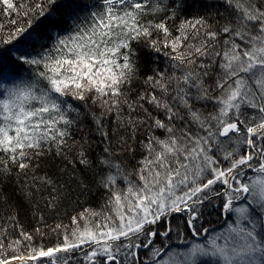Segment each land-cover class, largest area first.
<instances>
[{"label": "snow or ice", "instance_id": "obj_1", "mask_svg": "<svg viewBox=\"0 0 264 264\" xmlns=\"http://www.w3.org/2000/svg\"><path fill=\"white\" fill-rule=\"evenodd\" d=\"M224 2L232 11L222 26L214 27L206 16L197 15L181 20L178 34L173 35L167 21L179 18L187 6L185 0H171V15L166 12L159 22L155 14L163 6L152 0H101L87 26L77 24L74 33L58 36L53 45L57 55L49 49L39 59L20 57L29 65L43 64L45 71L39 76L46 86L35 82L26 88H10L6 98L0 99V152L7 157L0 161V175L10 173L11 166L21 172L30 168L33 157L42 156L45 146L63 154L80 115L78 108L63 99L68 96L85 105L89 100L98 104L102 111L99 116L92 114V122L105 139L106 114H115L117 126L130 129L133 140L140 128L147 127L149 134L139 140L143 156L132 171L114 161L109 148L104 149L109 154L100 161L109 169L100 181L109 193L105 212L85 209L72 218L77 227L66 231L62 242L46 249L33 248L27 255L0 258V264H28L41 258L49 264H68L71 256L60 254L75 253L83 245L90 246L84 254L87 264H129L130 258L138 259L137 249L154 244L149 237L169 236L170 227L158 230L151 226L164 224L172 213H185L192 235H199L197 206L209 193L224 197L222 215L235 214V226L229 223L225 234L216 238H223V244L216 240L208 247L194 244L186 258L190 255L193 264L197 256H211L217 264H264V0ZM45 4L47 8L38 5L44 29L65 31L73 5L57 0H45ZM22 8L14 0H0V15H20ZM149 15L153 19L145 22ZM36 30L31 23L27 29L17 27L3 42L9 44ZM160 33L162 39L154 38ZM132 41H144L156 53L163 52L169 67L147 76L145 83L152 91L129 103L120 98L138 71L132 60ZM200 101L211 102L213 111H201L196 107ZM122 105H127V119ZM157 129L163 136L155 134ZM79 163H89L83 143ZM246 170L257 176L241 179ZM38 179L51 187V207L59 197L58 188L47 176ZM121 180L124 187L119 186ZM243 200L252 209L237 205ZM255 208L261 218L251 214ZM89 216H102L103 222L93 223ZM79 219L85 220L82 228ZM20 236L22 240L15 239L8 247L16 250L23 241L33 239L24 231ZM166 247L153 248L145 264H169L157 260ZM168 256L171 264H182L171 252Z\"/></svg>", "mask_w": 264, "mask_h": 264}, {"label": "trees", "instance_id": "obj_2", "mask_svg": "<svg viewBox=\"0 0 264 264\" xmlns=\"http://www.w3.org/2000/svg\"><path fill=\"white\" fill-rule=\"evenodd\" d=\"M14 2L23 6L20 15L15 12L7 16L0 15V37L3 38L0 39V70L7 67L13 76L23 77L27 81L32 78L31 83L39 82L40 86H46V81H42L39 76L40 72L45 71L43 64L39 66L29 65L20 57L39 59L40 55L49 49L52 50L53 56L57 55L53 45L56 43L58 36L64 38L74 33L77 24L87 26L90 23V14L101 7V0H57L58 4L73 5L75 8L71 17H66L65 31L44 29L43 18L40 16L38 5H44L47 8L45 0H14ZM254 2L261 3L262 0H254ZM152 3H159L163 6L162 10L155 14V22L163 19L166 12L171 15L172 9L169 7L171 0H152ZM185 3L187 6L182 13H178L179 18L167 21L173 35L178 34L176 33V27L183 19H190L197 15L206 16L211 25L219 27L226 23L229 13L232 11L224 0H185ZM67 10L62 9V11ZM24 11L28 14L24 15ZM148 19H153V16H147L145 22ZM232 19H235V17H232ZM10 20H15L16 24L9 23ZM30 23L33 28L37 29L32 31L30 36L26 32L9 44L3 42L17 27L27 29ZM154 38L162 39L163 34H154ZM131 45L134 51L132 60L138 71L131 83L125 86V96L120 98L121 101L127 98L129 103L138 100L139 95L152 91L150 86L145 83L147 76L154 75L155 70L165 71L169 67V61L163 55V52L156 53L150 47H147L144 41H132ZM120 62L122 63V60ZM28 66L31 67L29 72L27 71ZM65 100L74 108H78L80 115L77 123L70 130L71 135L67 138V147L64 149L63 154L57 155L55 148L49 151L45 146L42 156L33 157L30 168L21 172L16 166H11L10 173L0 175V242L4 245L0 249V256L5 254L6 257L13 256L10 254L15 250L9 248L8 244L15 239L22 240L21 231L29 233L33 239L23 241L16 251L30 246H32V249H46L62 242L60 240L62 234L73 225L72 218L79 217L85 209L96 213L106 211L105 206L109 193L100 182L101 178L109 173V169L100 163L102 158H109V154L104 152L105 148H109L111 158L120 162L122 167L128 171H132L143 156L139 140L145 139L149 134L147 127L140 128L136 133V140H133L131 139L130 129L125 131L123 127L117 126L115 114H106L105 130L108 132V138L105 139L96 131L92 122V114L95 113L99 116L102 111L98 104L93 105L89 100L85 105L84 102L73 100L70 96L65 97ZM144 106L152 110L151 105L145 103ZM196 107L200 108L205 114L213 111L211 102L200 101L196 103ZM122 110L125 113V119H127V105H122ZM72 115L75 117L76 113ZM177 123L180 122L177 121ZM155 134L163 136L162 130H155ZM85 138L87 139L86 143H84ZM81 143L84 144L88 165L79 163ZM3 160H7V157L3 152H0V161ZM9 164H11L10 161ZM44 176L53 180L59 191V197L51 207H49L51 187L43 185L38 179ZM122 183V180L119 181V186ZM216 187L217 191L221 190V186ZM29 191L31 192L30 196L27 195ZM221 197L217 196L215 199L219 201ZM215 199H209L201 204L202 214L200 220L198 219L200 222L196 223V225H199L198 230L218 223L220 214L217 213L216 215V213L209 212H212L210 207ZM219 203L221 202L219 201ZM170 216L172 224L170 232L174 231V235L180 234L181 236L176 238L181 237L182 240L191 238V231H189L190 234L187 237L183 236L184 233L188 234L189 230L185 217L180 213L171 214ZM101 217L89 216L88 220L90 218L98 220ZM78 221L80 222L81 219ZM57 225L65 227L57 229ZM163 228H165V223L159 227V229ZM172 240L167 237L159 239V236H157L154 244L161 247L165 242L169 243ZM23 255H27V253ZM100 260H103V257ZM130 260V262H133L132 259ZM73 263L83 264L84 262L71 257L68 264Z\"/></svg>", "mask_w": 264, "mask_h": 264}, {"label": "rangeland", "instance_id": "obj_3", "mask_svg": "<svg viewBox=\"0 0 264 264\" xmlns=\"http://www.w3.org/2000/svg\"><path fill=\"white\" fill-rule=\"evenodd\" d=\"M22 78L23 77L11 75L9 70L7 69V67L2 68L0 70V99L6 98L5 97V93L10 88H26L29 85L34 83V82L31 83L32 78H29L28 81L25 78H23V79ZM63 99H65V98H63ZM255 176H257V173H255V172H253L251 170H246V176L245 177H241V179H244V180L247 181L248 177H255ZM120 187H124V184L122 183V185H120ZM216 197L217 196L209 194V198L207 200H204L203 203L207 202L209 199H215ZM223 199H224L223 196L221 198H219V201L221 203H219V201H217V199H215L211 203L212 206L210 207L212 209V212L209 211L212 214H215V213H216V215H217V213L220 214L218 223H215L214 225H210V226H207L206 228H204V229L208 230L207 232H204V229H201V230H199V232H200L199 235H195V236L192 235L193 237H191V238L189 237L188 239H184V240H182V239L177 240V239L174 238L171 241V244H169V243L163 244L162 245L163 247L165 245L167 247L165 248L164 252L161 253V255L159 257H157V260L163 259V260L169 261V264H171V259L172 258L168 256V253L171 252L173 254L174 258L177 261L182 262V264H193V260H192L191 256L187 255V258H186V254H188L189 249L192 248V246L194 244H200V245H204V246L208 247V246H210V243H211L212 240H216L217 244H223L224 243V239L223 238H221L219 240H217L216 238L218 236H222V234H225V229L228 227L229 223H231V224H233V226H235V220H236V215L235 214H229L227 216L222 215L221 208H222ZM241 203L244 204L245 206L250 207V209H252V206L248 205L247 200L239 201V202H237V205H239ZM200 206L201 205L197 206L198 213H197V219L195 221V223H197V224H198V222H200L199 220H200V217H201V214H202ZM172 214H178V213H172ZM251 214L254 217L261 218V214H260L258 208H255L254 210H252ZM182 215L185 217L186 222H187V218H188L187 215L185 213L182 214ZM170 219H171V216H168V217L165 218V221L167 222ZM98 220L100 222H103V218L102 217L99 218ZM89 221L94 223L97 220H94V219L90 218ZM84 223H85V220L82 221V219H81L80 222L78 221V224H79V226L81 228L83 227ZM75 227H77V225L73 224L71 226V228L69 230H67V232H70ZM151 227L156 228L157 225H154V226H151ZM157 229L159 230V227H157ZM65 234H66V232H64L62 234L60 240H63V236ZM149 238L150 239H155V238H151V237H149ZM161 238H163V237H161ZM141 240H144L143 236H141ZM136 242H139V241H136ZM144 242H147V241L144 240ZM31 249H32V246L26 247L24 249L21 248V249H19L17 251L15 250V252H13L10 255L15 256V255H19V254L28 253V251H30ZM22 250H25V251L22 252ZM89 250H90V246L89 245H83L82 246V250H77L75 253H71L70 255H72L71 256L72 258L75 257L76 260L80 259L81 261H83L84 262L83 264H87V262L84 260V254H85L86 251H89ZM151 250H152V247L149 248V250L145 249V248L137 249L136 251H137L138 259L137 260H133V262H130L131 261L130 260L131 258H130L129 259V264H145L146 258L150 262L149 253H150ZM5 255H1L0 258L7 259V258L12 257V256L6 257L7 255L6 256ZM60 255H64L65 256V255H69V254H60ZM97 258H99V260L101 259V257H97ZM120 258L123 260V257H120ZM104 259L105 258L103 257V260ZM12 264H19V262L18 261H13ZM28 264H49V261L47 260V258H41L40 260H37V261H29ZM73 264H75V263H73ZM195 264H217V261H216V258H213L211 256H197L195 258Z\"/></svg>", "mask_w": 264, "mask_h": 264}, {"label": "bare ground", "instance_id": "obj_4", "mask_svg": "<svg viewBox=\"0 0 264 264\" xmlns=\"http://www.w3.org/2000/svg\"><path fill=\"white\" fill-rule=\"evenodd\" d=\"M22 49H24L23 47H22ZM31 69V67L30 66H28V68H27V71L29 72V70ZM181 214V213H180ZM182 214H184V213H182ZM171 220H169V221H165V227H170L171 228V222H170ZM195 225H196V223H195ZM161 226V224H159V225H157V227H160ZM188 226V225H187ZM199 225H196V228L197 229H199V227H198ZM156 227V228H157ZM188 234H186V233H184V235L183 236H185V237H187V235H189L190 234V232L189 231H191L192 232V229L191 228H189L188 227ZM171 230H172V228H171ZM170 235L167 237L168 239H174V237H175V239H177V240H179V239H181V237L180 238H176V237H179V236H181L180 234H175L174 235V231H172V232H170L169 233ZM161 237H163V236H159V239H161ZM193 237V236H192ZM170 241V240H169ZM154 242H156L155 241V239H154ZM165 243H167V242H165ZM169 244H171V242H169ZM152 247V249L153 248H158L159 246H156L155 244H153V245H151L149 248H151ZM161 247H163V246H161Z\"/></svg>", "mask_w": 264, "mask_h": 264}]
</instances>
